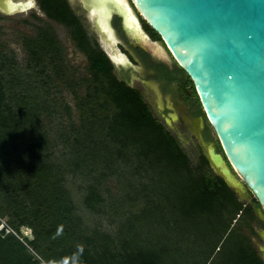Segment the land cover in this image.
<instances>
[{
	"label": "trees",
	"instance_id": "1",
	"mask_svg": "<svg viewBox=\"0 0 264 264\" xmlns=\"http://www.w3.org/2000/svg\"><path fill=\"white\" fill-rule=\"evenodd\" d=\"M40 2L48 18L69 29L88 62L76 88L65 86L73 89L80 115V130L63 142L71 148L66 163L73 172L90 169L89 174L131 162L147 176L151 194L129 211L114 235L85 226L66 187L70 169L54 161L42 125L47 107L27 92L29 87L12 91L10 82L23 80L0 50V218H7L6 225L0 223V264H178L185 260L179 252L185 233L207 243L192 264H264L245 233L247 228L256 234L249 226L251 206L215 173L206 155L190 162L141 92L116 76L66 0ZM24 40L26 75L47 83L51 72L63 80L55 63L62 48L51 28L39 26ZM187 84L202 110L190 79ZM101 200L97 184L89 183L85 206L93 211ZM252 202L259 205L253 195ZM237 220H245L246 227L233 223ZM22 226L32 230V239L21 237Z\"/></svg>",
	"mask_w": 264,
	"mask_h": 264
},
{
	"label": "water",
	"instance_id": "2",
	"mask_svg": "<svg viewBox=\"0 0 264 264\" xmlns=\"http://www.w3.org/2000/svg\"><path fill=\"white\" fill-rule=\"evenodd\" d=\"M81 1L92 18L99 15L95 28L116 67L134 65L117 46L113 14L122 16L134 45L170 65L171 54L190 77L208 120L180 91L201 145L213 140L212 134L217 137L220 151L210 146L206 154L212 168L238 196L250 190L264 211V0ZM18 8L26 9L9 1L4 10L9 14ZM139 16L164 45L150 39ZM157 83L152 85L172 125L180 116L171 107L170 87Z\"/></svg>",
	"mask_w": 264,
	"mask_h": 264
},
{
	"label": "rangeland",
	"instance_id": "3",
	"mask_svg": "<svg viewBox=\"0 0 264 264\" xmlns=\"http://www.w3.org/2000/svg\"><path fill=\"white\" fill-rule=\"evenodd\" d=\"M33 12L34 10L32 9L10 15L0 14V50L3 51V55L9 58L10 61L11 59L13 60V72L14 74L15 72L18 73L19 79L23 80V82L11 81L10 86L12 91L16 89L19 91L20 88L29 87L27 92L39 97L43 102V106L47 107L41 117L42 125L44 131L48 134L47 138L52 148L54 161L60 164L63 163L70 169L66 175V187L71 194L75 212L82 217L85 226L88 228L102 230L114 235L117 227L128 215L129 211L138 208V204L143 202L147 195L151 194L149 190L150 181H148L142 170L135 169L133 163L124 161H120L110 168L97 167L91 170L89 174L87 173L90 169H86L83 173L80 172L81 170L71 171L75 167L66 163L68 158L72 156L70 154L71 148L65 146L63 142L67 138L70 139L73 132L80 130V115L73 99L72 90L76 88L74 87L77 82L76 77H80L87 72L88 62L85 55L71 39L67 28L54 23V21L45 17L43 13H38V19H36L31 16ZM38 25L50 26L59 40V45L62 48L61 56L63 55V57H60L57 60L59 62L56 61L55 63L60 68L59 74L63 77L61 81L51 72H47L50 73L51 78V81L47 83L37 80L33 76L26 75L24 67L26 59L24 39L27 34H33L37 30L36 27ZM87 33L92 37V33L89 30H87ZM60 60L62 64H60ZM53 81H56L55 84H52ZM65 86H71L73 89H70V91ZM131 86L141 92L152 114L165 124L167 130L178 141L193 165L197 163L200 154H207L208 147L218 148V140L215 134H212L213 140L201 145L182 94L175 84L169 85L170 103L173 110L180 117L172 119V125H167L166 121L160 117L161 115L164 116V114L153 85L149 88L147 86L144 87L139 81H133ZM200 111L207 120L203 109ZM198 129H202V125H198ZM89 183L97 184L98 192L102 197V200L96 204L93 211L89 210L84 204V195ZM246 194L245 196H240V200L243 203L247 199L250 200L252 198L247 189ZM258 212L262 214L263 211L259 209ZM6 219L0 218V223L6 225ZM236 219H240V216L236 215ZM244 221L237 220V222L233 223L244 229L246 227ZM197 230H200V225L197 226ZM19 233L22 238H33V232L29 227L22 226ZM245 233L248 234L246 229ZM183 238L184 241L180 242L181 248L179 252L184 251L183 254L185 256L183 258L185 257V260H181L178 264H192V260L201 259V255L206 251L207 243L203 245L201 239L192 234L188 235L185 233ZM255 240L260 247H263L260 240ZM207 241L209 243L210 239ZM31 252L34 253L33 251Z\"/></svg>",
	"mask_w": 264,
	"mask_h": 264
},
{
	"label": "flooded vegetation",
	"instance_id": "4",
	"mask_svg": "<svg viewBox=\"0 0 264 264\" xmlns=\"http://www.w3.org/2000/svg\"><path fill=\"white\" fill-rule=\"evenodd\" d=\"M9 1L14 3H21L26 7L25 10H20L19 8L12 12L7 14L4 9L9 7ZM109 1V0H108ZM68 3L71 11L75 14V16L79 19L83 29L86 32V35L90 41H95L97 45L103 50L101 46V39L100 34L98 33L97 29L95 28V19L96 17H99L97 13H95V17L92 18L90 12H88L86 9H84L82 1L81 0H66ZM27 3H30L29 5H25ZM34 10V12L31 14L32 17L38 19L39 14L43 13L46 16L45 12L41 8V2L40 0H0V14L1 15H10L13 13H22L28 10ZM120 12H125L122 8H120ZM48 18V17H47ZM50 19V18H48ZM52 20V19H50ZM54 21L56 24L61 23ZM139 22L141 24L142 29L146 32V34L150 37L152 41H159L163 44L160 36L147 24V22L139 16ZM111 24L116 32V35L118 37L117 46L118 48L127 56V58L133 63V68H118L113 63V71L116 74V76L123 80L128 85H132V82L139 81L144 87L152 86V83H157V81H160V87L163 86H169L171 84H175L179 91H185L186 94H188V97L190 100H192L193 105L195 108H198V105L195 103L193 98V93L191 91V85L187 84L188 79L190 77L181 69L178 64L175 62L171 54L169 52L167 53L172 60V65L167 64L166 60H159L154 58L149 52H146L142 50L139 46L133 44V39L126 34L125 30L122 26V16L113 14L111 18ZM39 26H46V25H38ZM64 26V25H62ZM36 27V28H37ZM50 27V26H49ZM65 27V26H64ZM67 28V27H65ZM68 29V28H67ZM53 31V29L51 28ZM87 30H89L92 33V37L88 35ZM69 31V29H68ZM36 32V31H35ZM33 34H27L28 35H34ZM54 32V31H53ZM70 33V32H69ZM55 34V32H54ZM71 36V34H70ZM57 39V38H56ZM72 39V38H71ZM57 41H59L57 39ZM164 45V44H163ZM191 80V79H190ZM192 83V81H191ZM158 84V83H157ZM161 119L166 121V117L161 115ZM160 121V120H159ZM167 123V122H166ZM164 124V123H163ZM165 125V124H164ZM219 145V144H218ZM215 148V147H214ZM218 151H220V148H215ZM248 190V189H247ZM251 194V191L248 190ZM253 195V194H252ZM251 195V197H252ZM238 196V195H237ZM240 199V196H238ZM254 197V196H253ZM245 204H249L254 212V218L251 220L249 219V226L253 228V230L256 232V234H249V240L253 248L257 251L260 258L264 261V211L262 214H259L258 210L262 209L260 205L255 204L252 202V198L245 202ZM247 229V228H245ZM260 240L263 247H260L256 240Z\"/></svg>",
	"mask_w": 264,
	"mask_h": 264
}]
</instances>
